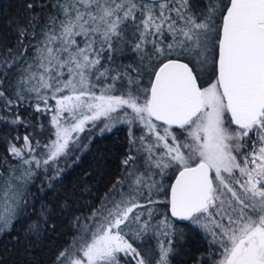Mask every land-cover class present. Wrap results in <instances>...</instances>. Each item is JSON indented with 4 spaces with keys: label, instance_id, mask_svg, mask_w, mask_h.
<instances>
[{
    "label": "snow or ice",
    "instance_id": "1",
    "mask_svg": "<svg viewBox=\"0 0 264 264\" xmlns=\"http://www.w3.org/2000/svg\"><path fill=\"white\" fill-rule=\"evenodd\" d=\"M52 9L38 40L31 25L30 58L27 48L18 57L9 49L0 60V84L19 69L15 99L0 89L5 111L35 99L51 126L43 144L29 134L9 142L16 163L6 159L0 171V233L28 211L39 173L52 188L60 164L87 149L82 136L90 143L126 124L134 150L125 175L56 264H170L176 225L156 221L158 203L210 237L216 264H264V0H208L195 10L190 0H53ZM129 27L142 61L152 46L147 84L139 68L134 77L101 63L122 50ZM28 35L20 30L21 43ZM39 217L35 235L47 224L43 209ZM147 237L156 245L141 249Z\"/></svg>",
    "mask_w": 264,
    "mask_h": 264
},
{
    "label": "trees",
    "instance_id": "2",
    "mask_svg": "<svg viewBox=\"0 0 264 264\" xmlns=\"http://www.w3.org/2000/svg\"><path fill=\"white\" fill-rule=\"evenodd\" d=\"M52 2L53 0H0V60L9 49L12 50V55L18 57L21 50L27 48L26 56L31 57V44L35 42L31 36V25H36L35 39L38 40L47 16L53 12ZM29 4L33 5L31 9L27 7ZM22 28L29 33L23 43L20 37ZM138 65L137 61L130 58L121 59L118 64L105 61V66L119 71L126 70L134 77L136 73L133 69ZM18 75L19 69L13 68L0 84V89L12 99H15L13 90ZM35 103V99L18 101L16 106L5 111V102L0 99V115L6 116L9 121L5 123L0 120V171L7 172L3 164L6 159L9 163H16L7 153L9 142L15 137L21 138L18 144L22 143L26 134L31 135L34 142L39 140L43 144L47 141L51 133L50 114L37 113ZM17 115L24 124L10 123ZM82 140L88 144L87 149H77L68 157V163L60 164L64 171L59 180L52 182V188L46 187L47 181L42 172L37 175L35 184L31 186L28 211L13 224L11 231L0 233V264H56L59 252L68 247L79 226L85 224L92 211L101 206V202L122 176L125 170L122 161L130 152L125 126H117L111 132L95 135L90 143ZM41 184L45 185L43 191L38 190ZM41 209L47 214V224H41L39 234L35 235L29 228L34 221L40 219ZM163 216L176 225L175 238L169 237L173 239L174 249L170 264H216L217 247L205 232L187 223L175 222L169 215L167 205L163 215H157L156 221H160ZM151 239L155 246L156 239Z\"/></svg>",
    "mask_w": 264,
    "mask_h": 264
},
{
    "label": "rangeland",
    "instance_id": "3",
    "mask_svg": "<svg viewBox=\"0 0 264 264\" xmlns=\"http://www.w3.org/2000/svg\"><path fill=\"white\" fill-rule=\"evenodd\" d=\"M207 2H208V0H190V5L192 6V8H193L194 10H195V9H202V8L207 4ZM126 38H127V42H126L125 44H122V45L120 46V48H121L122 50H117V51H114V52L112 53V56H113V60H112V61L116 62L117 64L120 63V60H121V59H128V58H130V59H133V60L137 61V62L139 63V65H138L137 68L141 69V70L144 72V78H143V80H142L141 82H142L143 84H147V82H148V72L150 71V69H148L147 65H148V63H150V62H151V63H155V61H149V60H148V57H149V56L151 55V53H152V46H151V45H148V46L146 47V49H145V53H144V60L142 61V60H141V54L138 53V52H136V51L134 50L133 40H134L135 37H134L133 30H132L131 27H129V29H128V32H127V36H126ZM167 39H169V38H168V37H165V40H166V41H167ZM133 53H135V54L133 55ZM104 55L107 56V53H105ZM105 61H107V60L102 59L101 63H102L103 65H105ZM137 68H136V69H137ZM121 125H122V126H125V128H126V130H127L128 138H129L128 125H126V124H120V125H117V126H121ZM117 126H116V127H117ZM116 127H115V128H116ZM115 128H113V129H115ZM133 133H134L135 135L138 136V135L140 134V129H139V128H133ZM84 135H87V133L84 134ZM81 139H84V136H82ZM129 144H130V143H129ZM129 148L134 150V148H133L132 145H130ZM124 175H125V170H124L122 176H121L118 180H120L122 177H124ZM165 179H166V182H167V183H171V181H172V177H171V175H169V176L166 177ZM118 180H117V181H118ZM114 186H115V187H119V185H117V184H115ZM114 186H113V188L110 190L109 194H108L106 197H111V196L114 194V192H115V188H114ZM154 198L157 199V200H159V201H164V200H166V197L164 196L163 193H159V194L155 195ZM165 206H166V204H164V203H158V204H155V205H150V207H154L155 209H157V211H156V213H155V218H157V215H163V211H164ZM90 216H91V215H90ZM90 216H89V217H90ZM164 218H165V217L163 216L161 220H163ZM87 222H89V219L87 220ZM158 222H159V221H158ZM151 238H153V237H147V238H145V240H144L143 243H140L139 241H137V243L140 244V246L142 247V249H143L146 245H147V246H153V247H154V243H153V241H152Z\"/></svg>",
    "mask_w": 264,
    "mask_h": 264
},
{
    "label": "water",
    "instance_id": "4",
    "mask_svg": "<svg viewBox=\"0 0 264 264\" xmlns=\"http://www.w3.org/2000/svg\"><path fill=\"white\" fill-rule=\"evenodd\" d=\"M171 182H174V180L172 179ZM168 212H169V215H170V210H169V208H168ZM170 217H171V215H170ZM171 218H172L175 222L180 223V224L187 223V222H180V221H177V220H175V218H173V217H171Z\"/></svg>",
    "mask_w": 264,
    "mask_h": 264
}]
</instances>
